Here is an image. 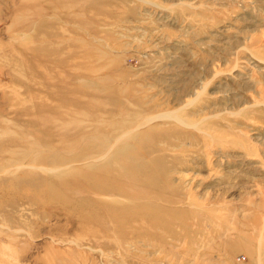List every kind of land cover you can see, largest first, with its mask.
Instances as JSON below:
<instances>
[{
    "label": "rangeland",
    "instance_id": "rangeland-1",
    "mask_svg": "<svg viewBox=\"0 0 264 264\" xmlns=\"http://www.w3.org/2000/svg\"><path fill=\"white\" fill-rule=\"evenodd\" d=\"M0 264H264V0H0Z\"/></svg>",
    "mask_w": 264,
    "mask_h": 264
}]
</instances>
